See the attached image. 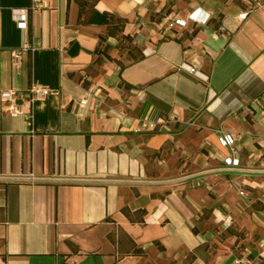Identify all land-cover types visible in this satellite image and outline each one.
Wrapping results in <instances>:
<instances>
[{
    "label": "crops",
    "instance_id": "obj_1",
    "mask_svg": "<svg viewBox=\"0 0 264 264\" xmlns=\"http://www.w3.org/2000/svg\"><path fill=\"white\" fill-rule=\"evenodd\" d=\"M30 3L0 0V264H264V0Z\"/></svg>",
    "mask_w": 264,
    "mask_h": 264
},
{
    "label": "built area",
    "instance_id": "obj_2",
    "mask_svg": "<svg viewBox=\"0 0 264 264\" xmlns=\"http://www.w3.org/2000/svg\"><path fill=\"white\" fill-rule=\"evenodd\" d=\"M49 6V0H31L30 5L27 8L21 9L19 13H14V18L21 26H27V18H28V12L29 11H40L44 8H47ZM190 19L193 20L196 23H202L206 24L209 19L210 15L206 14L205 11H195L190 15ZM177 23L181 25H185L186 21L178 20ZM28 48H30V44H25L21 49H14L12 53L13 57V63L17 66H19L23 52L26 51ZM185 68L190 70L191 72L198 73V71L189 64H184ZM208 79V76H206V80ZM53 92L52 88L48 85H45L40 82H34L30 85V87L26 90H20V89H4L1 91L2 101H3V109L11 113L13 115H17L19 113H22L23 111L20 108L21 104L27 103V102H33L35 100L43 99L49 94ZM87 105V99H83L80 101L79 106L77 108V114L79 116L84 115V109ZM157 126L156 122L153 121H147L144 120L140 123L139 127L136 129L137 131H143V130H149V129H155ZM222 140L225 145H232L233 138L231 134H225L222 137ZM227 163L229 165H235L238 162L232 160L231 158L227 159ZM240 194L243 197H247L248 193L244 189H240ZM237 264H244L243 260L241 258L236 260ZM247 264H250V262H247Z\"/></svg>",
    "mask_w": 264,
    "mask_h": 264
},
{
    "label": "trees",
    "instance_id": "obj_3",
    "mask_svg": "<svg viewBox=\"0 0 264 264\" xmlns=\"http://www.w3.org/2000/svg\"><path fill=\"white\" fill-rule=\"evenodd\" d=\"M110 17L112 19H118L119 22L122 23V25L119 28H112V24H110L109 25V28H108V33H110V34H117L119 31H123L124 25H125V23H126L127 20L125 18H116L115 15H110ZM107 23H108V21H107Z\"/></svg>",
    "mask_w": 264,
    "mask_h": 264
}]
</instances>
